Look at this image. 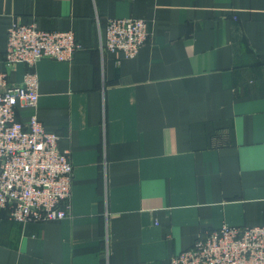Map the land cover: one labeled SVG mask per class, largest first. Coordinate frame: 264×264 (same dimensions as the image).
<instances>
[{"label": "crops", "instance_id": "0c3cea01", "mask_svg": "<svg viewBox=\"0 0 264 264\" xmlns=\"http://www.w3.org/2000/svg\"><path fill=\"white\" fill-rule=\"evenodd\" d=\"M141 19L131 59L102 50L107 19ZM72 31L42 59L34 114L73 166L58 222L0 217V264H169L227 224L264 226V0H0V70L13 24Z\"/></svg>", "mask_w": 264, "mask_h": 264}, {"label": "built area", "instance_id": "2783aa9c", "mask_svg": "<svg viewBox=\"0 0 264 264\" xmlns=\"http://www.w3.org/2000/svg\"><path fill=\"white\" fill-rule=\"evenodd\" d=\"M148 24L141 19L110 18L102 50L134 58L146 44ZM82 50L72 31H46L34 24H13L7 34L4 64L31 69L20 84L0 70V212L18 223L58 222L68 215L73 166L59 148V136L47 132L34 114L23 123L17 106L36 109L42 59L71 62ZM169 264H264V226L223 224L200 236L194 246L170 257Z\"/></svg>", "mask_w": 264, "mask_h": 264}, {"label": "trees", "instance_id": "16d2710c", "mask_svg": "<svg viewBox=\"0 0 264 264\" xmlns=\"http://www.w3.org/2000/svg\"><path fill=\"white\" fill-rule=\"evenodd\" d=\"M6 213H7V211H1L0 212V217L2 216V217H5L6 216Z\"/></svg>", "mask_w": 264, "mask_h": 264}]
</instances>
